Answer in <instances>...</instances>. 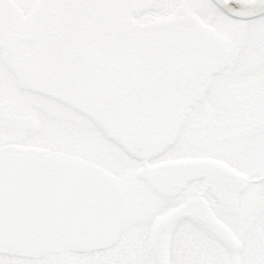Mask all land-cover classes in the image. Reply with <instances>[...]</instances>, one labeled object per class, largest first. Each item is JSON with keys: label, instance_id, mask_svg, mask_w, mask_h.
I'll return each mask as SVG.
<instances>
[{"label": "flooded vegetation", "instance_id": "flooded-vegetation-1", "mask_svg": "<svg viewBox=\"0 0 264 264\" xmlns=\"http://www.w3.org/2000/svg\"><path fill=\"white\" fill-rule=\"evenodd\" d=\"M64 8L46 12L59 14L51 31L38 38L46 14L31 15L33 10L17 18L20 8L1 1L0 118L11 114L21 125L5 130L0 122V147L51 150L44 143L51 133L58 140L70 135V152H77L80 102L97 99L102 116L87 114L102 128L101 151L109 167L118 169L106 167L121 181V234L128 229L148 236L157 215L184 196L162 220L177 215L197 226L202 242L189 246V264H264V16L237 20L216 7L215 27L202 21L157 23L160 34L145 47V60L126 70L101 63L80 44L70 27L75 14ZM111 100L119 105L115 115ZM21 130L26 145L7 141ZM63 150L64 144L54 152L72 155ZM115 155L130 164H112ZM158 205L166 206L158 213ZM186 214L202 217L219 232ZM61 254H72V264L92 255ZM113 258L120 262L111 264L128 262L123 250ZM146 263L151 264L135 262Z\"/></svg>", "mask_w": 264, "mask_h": 264}, {"label": "water", "instance_id": "water-1", "mask_svg": "<svg viewBox=\"0 0 264 264\" xmlns=\"http://www.w3.org/2000/svg\"><path fill=\"white\" fill-rule=\"evenodd\" d=\"M211 1L237 20L264 15V0L241 5ZM57 14H47L38 38L51 31ZM1 121L5 130L21 125L11 114H4ZM168 168L174 169L171 165ZM123 203L119 179L99 166L47 150L0 148L1 255L37 260L62 252L107 250L119 240ZM182 217L205 222L198 215ZM177 219L174 215L160 223L154 239L160 248L165 246ZM205 224L219 232L210 223Z\"/></svg>", "mask_w": 264, "mask_h": 264}, {"label": "rangeland", "instance_id": "rangeland-1", "mask_svg": "<svg viewBox=\"0 0 264 264\" xmlns=\"http://www.w3.org/2000/svg\"><path fill=\"white\" fill-rule=\"evenodd\" d=\"M1 1L6 6H13L15 9L20 8L22 12L15 14L17 18H22L21 15L25 12L28 17L37 6H42L40 10H47L51 3L54 2V0H0V8ZM231 1L239 5L249 0ZM64 9L67 10L68 14L72 11L75 14L74 20L70 19L72 21L70 27L72 25L75 26L80 44L82 43L89 48L90 52L100 59L101 63L106 60L114 68H125L126 70L134 68L136 64L145 60V55L149 52V50L145 51L147 49L145 47L150 46L152 40H155L157 35L160 34L156 30L158 27L157 23H164L169 20L202 21L215 27L216 13L218 12L210 0H68ZM136 28L138 30H135ZM141 28L143 30L139 31ZM116 79L112 82L114 86L116 85L115 87L119 86ZM130 79L132 78L127 77V85L130 84ZM19 94L23 95V93ZM111 101L109 102L110 110L112 115H115L119 110V105L113 100ZM80 103L77 152H70V135H68V139L62 138V140H58L51 133H48L44 143L51 147L49 149L53 151H60L61 148L63 149L64 144V149L67 150H63V152L92 162L102 168L114 169L116 171L114 173H117V167L115 165L109 167L110 163L106 160V156H103V151H101L102 141L99 135L102 134V128L95 122L93 123L92 118L88 116L91 113L95 116H102L103 102L96 99L94 102L81 101ZM185 112L188 114L189 109H185ZM41 118L44 121L43 116ZM45 122L47 121L45 120ZM8 137L10 140L8 139L7 141L15 139L26 145V131L24 130L14 132ZM91 139H94V141ZM111 163L122 164L123 167L128 165V163L130 164V161L115 155V157H111ZM255 190L256 188H249L248 191L252 193ZM183 200L184 196L175 198L173 204L162 212L161 210L165 209L166 205H158L157 212L161 213L153 220L152 225L155 226L163 217L179 208ZM154 226H152V231H150L148 236L135 235L128 229L124 230L121 234L120 243L114 249L89 256H78L79 264H87V262H94L95 264L120 262L119 258H113L118 250L125 252L127 264H135L136 261L163 264L164 260L161 256V250L158 249L155 252L153 248ZM193 229H197V226L189 221L182 220L176 223L165 247L167 252L166 264H189L188 260L191 254L188 252L189 246H198L202 242L198 229L195 235L188 233L189 230L193 231ZM262 242L263 240L254 244L261 246ZM250 244L252 243L250 242ZM74 260L77 259H74L72 254H60L49 255L33 263L72 264ZM23 261L25 260L0 256V264H23Z\"/></svg>", "mask_w": 264, "mask_h": 264}, {"label": "trees", "instance_id": "trees-1", "mask_svg": "<svg viewBox=\"0 0 264 264\" xmlns=\"http://www.w3.org/2000/svg\"><path fill=\"white\" fill-rule=\"evenodd\" d=\"M47 1V0H46ZM67 2H63L62 0H54L53 3H51L50 7H57L58 5H65Z\"/></svg>", "mask_w": 264, "mask_h": 264}]
</instances>
